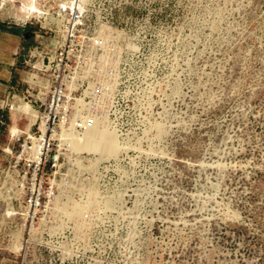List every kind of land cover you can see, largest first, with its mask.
Instances as JSON below:
<instances>
[{
	"label": "rangeland",
	"instance_id": "374dc122",
	"mask_svg": "<svg viewBox=\"0 0 264 264\" xmlns=\"http://www.w3.org/2000/svg\"><path fill=\"white\" fill-rule=\"evenodd\" d=\"M57 1L43 0L44 10L52 13ZM90 5L94 19H110L111 7L118 25L140 20L129 34L140 35L143 47V117L124 125L123 143L108 124H96L122 151L83 152L104 169L89 191L82 183L76 190L92 198L95 190V198L48 221L42 242L12 247L21 220H8L0 199V264H264V0ZM18 6L0 0V24L23 33L26 49L35 44L32 33L48 46L40 25H49L16 17ZM22 79L20 63L10 85L13 109L0 108V172L10 126L24 132L28 123L20 107L42 112ZM7 90L1 86L0 95Z\"/></svg>",
	"mask_w": 264,
	"mask_h": 264
},
{
	"label": "built area",
	"instance_id": "2783aa9c",
	"mask_svg": "<svg viewBox=\"0 0 264 264\" xmlns=\"http://www.w3.org/2000/svg\"><path fill=\"white\" fill-rule=\"evenodd\" d=\"M91 2L57 1L51 15L59 21L58 30L41 29L51 36L48 46L39 44L42 35L32 33L35 44L22 55L21 82L42 112L29 132L10 134L9 160L0 172L4 214L8 220H21V238L12 247H28L31 240L42 242L40 235L51 232L44 227L56 216L58 199L71 196L85 202L87 197L77 192V183L90 189L104 169L93 154H73L70 138L104 123L123 143L128 135L124 125L143 117L138 102L143 47L140 35L129 34L141 26L140 20L118 25L111 7L110 19H94ZM10 94V88L1 94L2 112L12 108ZM3 119L0 116L1 124Z\"/></svg>",
	"mask_w": 264,
	"mask_h": 264
},
{
	"label": "bare ground",
	"instance_id": "6f19581e",
	"mask_svg": "<svg viewBox=\"0 0 264 264\" xmlns=\"http://www.w3.org/2000/svg\"><path fill=\"white\" fill-rule=\"evenodd\" d=\"M42 1L43 0H20L19 2H16L14 0H10V3L11 4L18 3L19 6L17 7L16 9L17 13L15 14L16 17L22 19L23 21H31V19H35L36 22L40 23L39 21L43 19L45 21V24L49 25V29L54 27L55 30H58L59 21H57L51 15L50 10L47 9L44 10L45 5H42ZM62 2L63 1L59 3ZM4 4L5 3H3V5ZM47 6H49V4H47ZM53 8H55V6H53ZM46 20H50V23L47 22ZM40 27L45 28L43 25H40ZM19 111L28 119V123L25 125V131L29 132L30 128L34 125V123H36L38 119L37 118L38 112L33 110L32 107L29 106L28 104H23L20 107ZM18 132H21V130L18 128L17 124L13 122V124L10 126L9 133L11 134V136H15ZM68 145L70 151L73 154L80 155L85 151L89 153L99 154L104 157L116 156L119 153V151H122V147H123L122 145L119 146L118 143H115L113 139V134L110 131H108L106 128L102 126L96 127V125L87 127L80 136L75 138H70L68 141ZM95 165L96 163L92 164L90 168L94 167ZM90 193L93 195V198H95L96 191L92 190ZM86 197H89L88 200H93V198L90 196H86ZM81 203H82L81 201L76 200L71 196H67V198L66 196H62V198L58 199V202L56 203L55 206L56 216L60 218L63 217L69 218L73 214L72 213L73 211L81 207ZM91 203L92 202L88 204Z\"/></svg>",
	"mask_w": 264,
	"mask_h": 264
},
{
	"label": "crops",
	"instance_id": "0c3cea01",
	"mask_svg": "<svg viewBox=\"0 0 264 264\" xmlns=\"http://www.w3.org/2000/svg\"><path fill=\"white\" fill-rule=\"evenodd\" d=\"M25 32V31H24ZM23 33L7 25L0 24V89L10 88L26 49Z\"/></svg>",
	"mask_w": 264,
	"mask_h": 264
},
{
	"label": "water",
	"instance_id": "95a60500",
	"mask_svg": "<svg viewBox=\"0 0 264 264\" xmlns=\"http://www.w3.org/2000/svg\"><path fill=\"white\" fill-rule=\"evenodd\" d=\"M28 34H30V33H26V37H27Z\"/></svg>",
	"mask_w": 264,
	"mask_h": 264
}]
</instances>
